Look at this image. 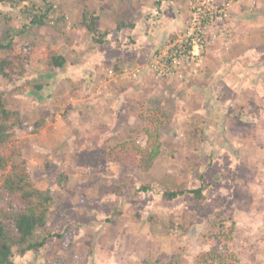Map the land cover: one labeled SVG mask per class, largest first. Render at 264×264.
Instances as JSON below:
<instances>
[{
	"label": "rangeland",
	"instance_id": "rangeland-1",
	"mask_svg": "<svg viewBox=\"0 0 264 264\" xmlns=\"http://www.w3.org/2000/svg\"><path fill=\"white\" fill-rule=\"evenodd\" d=\"M241 1L246 20L222 24L226 34L208 46L212 57L198 75L159 78L142 70L145 61H96L86 28L77 36L81 53L69 50L68 31L82 28L83 12L98 14L99 0H0V42L8 33L17 49L35 42L28 73L0 77V92L27 125L44 121L34 134L19 131L15 143L36 184L54 196L35 234L47 236L45 245L15 264H154L172 254L194 264L201 251L222 249L201 237L219 211L235 221L236 264H264V0ZM49 5L42 24L18 32ZM54 53L65 58L60 71ZM125 67L139 71L123 75ZM152 107L168 121L151 168L109 162L112 145L144 141ZM167 187H201L207 198L169 201Z\"/></svg>",
	"mask_w": 264,
	"mask_h": 264
},
{
	"label": "trees",
	"instance_id": "trees-1",
	"mask_svg": "<svg viewBox=\"0 0 264 264\" xmlns=\"http://www.w3.org/2000/svg\"><path fill=\"white\" fill-rule=\"evenodd\" d=\"M32 10V9H31ZM52 11L51 5L40 13H33L28 22L19 26L22 32L29 26L42 24ZM24 14L30 9L24 8ZM98 14L83 12L79 20L95 44L105 43L109 39V31L97 26ZM132 21H118L115 29L120 31L132 28ZM35 42L22 41L18 45L14 35L8 33L0 42V77H22L30 69V53ZM51 63L55 71H60L65 58L60 53L51 55ZM168 116L158 107H152L142 124L144 141L127 138L112 145L107 152L109 162L131 164L140 171H147L160 156L163 147L161 128L167 123ZM42 119L27 125L20 111L10 108L0 92V264H15V257H23L29 251L37 252L45 245L46 237H37L38 228L46 225L47 216L54 204V196L50 188L39 187L31 174L28 161L21 155L16 146L19 131L34 134L43 126ZM146 188V186H142ZM166 200L178 196L192 194L196 199H206L201 187L190 189L167 187L164 191ZM235 232V221L232 215L219 211L209 219L208 230L201 234L203 243L218 244L221 250H203L194 259V264H236L238 258L229 248ZM177 254H172L167 261H155L154 264H179Z\"/></svg>",
	"mask_w": 264,
	"mask_h": 264
},
{
	"label": "crops",
	"instance_id": "crops-1",
	"mask_svg": "<svg viewBox=\"0 0 264 264\" xmlns=\"http://www.w3.org/2000/svg\"><path fill=\"white\" fill-rule=\"evenodd\" d=\"M189 1L99 0L97 25L101 30L109 31L110 35L105 43L93 46L95 60L108 64L117 59L124 62L130 61L134 64L145 61L142 70L149 72L146 67L153 53L167 38L175 36L183 30L189 15ZM257 1L254 2L257 3ZM241 2L240 0H229V15L222 24L226 23L227 25L230 19L235 17L240 19V23L246 20L245 13L242 11H247V4L244 1ZM117 9L120 10L117 11ZM115 12L127 17L134 23V26L117 31L115 29L117 20L112 17ZM37 28L39 29V27ZM80 29L83 30L85 27L82 26L72 32L68 31L69 39H67L70 44L69 50L77 48L79 53H81V49L77 45L79 43L77 36L81 32ZM88 38L91 39L90 34ZM211 53L212 48L208 47L207 56L205 55L206 60L212 57Z\"/></svg>",
	"mask_w": 264,
	"mask_h": 264
},
{
	"label": "built area",
	"instance_id": "built-area-1",
	"mask_svg": "<svg viewBox=\"0 0 264 264\" xmlns=\"http://www.w3.org/2000/svg\"><path fill=\"white\" fill-rule=\"evenodd\" d=\"M229 4V0H190L183 30L160 45L146 68L159 78L198 75L208 46L226 34L222 23L228 17ZM129 69L139 71L138 67ZM129 69L125 67L123 75Z\"/></svg>",
	"mask_w": 264,
	"mask_h": 264
}]
</instances>
